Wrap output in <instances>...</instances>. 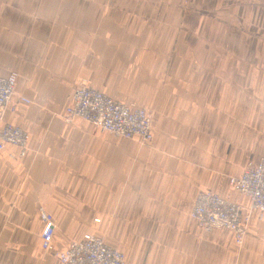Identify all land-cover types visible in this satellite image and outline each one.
<instances>
[{
  "label": "crops",
  "instance_id": "obj_1",
  "mask_svg": "<svg viewBox=\"0 0 264 264\" xmlns=\"http://www.w3.org/2000/svg\"><path fill=\"white\" fill-rule=\"evenodd\" d=\"M12 72L29 149L0 151V264H64L41 209L56 251L91 232L124 264H264L257 214L240 249L189 215L201 190L250 203L229 178L264 157V0H0ZM81 83L153 111L152 142L66 122Z\"/></svg>",
  "mask_w": 264,
  "mask_h": 264
},
{
  "label": "built area",
  "instance_id": "obj_2",
  "mask_svg": "<svg viewBox=\"0 0 264 264\" xmlns=\"http://www.w3.org/2000/svg\"><path fill=\"white\" fill-rule=\"evenodd\" d=\"M17 80L16 72L0 74V151L11 147L23 157L29 149L28 130L6 120L16 97L18 102H30L25 96H17ZM63 118L68 123L82 118L97 129L116 136L137 138L143 145L150 144L154 138L153 111L135 103L117 101L88 83H81L75 89ZM229 183L233 189L249 198L248 206L223 197L213 190H201L190 216L205 230L231 231L236 245L242 247L248 235L252 215L257 214L264 221V157L257 163L248 164L241 175L230 177ZM41 218L44 222L41 234L43 248L54 251L64 264L125 263V255L121 250L108 244L104 237L91 232L56 251L53 218L44 209H41Z\"/></svg>",
  "mask_w": 264,
  "mask_h": 264
},
{
  "label": "rangeland",
  "instance_id": "obj_3",
  "mask_svg": "<svg viewBox=\"0 0 264 264\" xmlns=\"http://www.w3.org/2000/svg\"><path fill=\"white\" fill-rule=\"evenodd\" d=\"M250 163H253V162H250ZM250 163H249V164H250ZM189 215H190V213H189ZM190 217H191V216H190ZM191 218H192V217H191ZM192 219H193V218H192ZM236 246H237V245H236ZM237 248L240 249V247H238V246H237Z\"/></svg>",
  "mask_w": 264,
  "mask_h": 264
}]
</instances>
